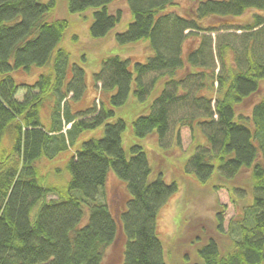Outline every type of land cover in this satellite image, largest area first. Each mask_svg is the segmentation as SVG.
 <instances>
[{"label":"trees","instance_id":"1","mask_svg":"<svg viewBox=\"0 0 264 264\" xmlns=\"http://www.w3.org/2000/svg\"><path fill=\"white\" fill-rule=\"evenodd\" d=\"M114 1L69 0V10L100 8L90 32L94 38H105L123 17L121 10L109 12ZM128 3L133 22L116 40L121 45L147 40L153 54L145 63H136L134 72L130 60L105 59L95 78L104 92H113L110 105L101 102L100 107L75 115L68 99L83 97L86 74L70 65L67 50L58 48L70 21L47 20L54 2L0 0V264H102L119 234L125 238L122 264H166L157 218L178 185L166 183L161 173L150 180L153 169L141 145H134L130 156L126 153L122 133L127 123L112 109L127 102L133 85L134 95L144 101L162 79L165 87L150 114L133 123L136 136L143 139L156 133L164 146L172 115L187 110L191 114L177 124L192 132L198 127L207 140L189 159L188 170L203 183L218 170V179L225 184L217 185V190H229L235 203L234 195L244 197L250 188L254 197L228 231L223 211L218 214L219 234L198 250L199 264H264V15L255 13L244 25H206L213 19L240 18L251 9L264 12V0H187L185 6L177 0ZM231 28L244 31L241 49L234 41L219 43L224 68L219 73L208 64L211 60L216 64L211 37H202L196 49H185L188 39L200 32ZM230 52L234 61L225 69ZM46 66L51 72L34 85H19L12 76L30 75L36 67ZM151 74L156 76L147 81ZM20 88L26 91L22 101L16 97ZM260 93L247 115L245 103ZM47 106L48 124L41 117ZM111 118L114 122H109ZM102 125V138L84 137ZM81 138L67 164L71 174L67 185L50 184L42 174V162L57 158ZM176 138L180 143L179 132ZM111 169L128 193L125 209L117 214L105 201ZM243 170L251 172V179L238 185Z\"/></svg>","mask_w":264,"mask_h":264},{"label":"rangeland","instance_id":"2","mask_svg":"<svg viewBox=\"0 0 264 264\" xmlns=\"http://www.w3.org/2000/svg\"><path fill=\"white\" fill-rule=\"evenodd\" d=\"M41 2L45 4L54 2V6L47 16L48 21L61 19L70 21V28L58 48L67 50L70 53V65L83 68L86 74V89L83 97L80 99H68L70 113L76 115L95 106L100 107L101 102L110 105L109 98L113 92H104L101 88L102 85H98L95 78V75L101 70L103 61L109 57L120 56L125 60L131 61L130 69L134 72L136 63H145L153 54L147 40L125 45L119 44L116 40V35L127 31L129 25L133 22V14L128 0H115L108 6L111 14H116L118 10H121L123 17L105 38H94L90 32L95 19L94 14L100 8H90L83 12L71 13L69 0H41ZM177 2L182 6L187 4V0H177ZM255 13L264 15V12L251 9L240 18L213 19L207 21L206 25L217 27L227 23L244 25L252 22V16ZM243 34L244 31L234 28L219 29L216 32H200L188 39L185 49H196L199 47L202 37H211L216 64L212 60L208 61V64L216 70V73H219L224 68L218 57L217 46L219 43L227 44L234 41L236 42L234 44L236 48L241 49V37ZM186 50L184 58L187 56ZM225 59L226 69L233 64V53H228ZM211 70L208 69V71ZM50 72L49 66L36 67L30 75L17 72L13 73L12 76L19 85H34L41 75L49 74ZM155 76L156 74H151L146 80L150 81ZM195 83L196 78L191 80L192 87H194ZM164 87L165 79H162L151 94L144 101H140L134 95L133 85V90L127 102L121 106L112 107V109L116 118L123 119L127 123L126 129L122 133V145L126 153L130 156L131 148L134 145H141L147 152L153 169L150 180H155L161 173L166 183L175 182L178 185V191L167 200L157 218V232L163 243L165 263L199 264L202 261L198 250L210 236L219 234L217 231L218 214L223 211L221 216L223 217V227L225 231H228L230 222L241 216L244 206L253 204L254 197L250 188L248 194H243L244 197L240 193L234 195V199H237L235 203L229 190L224 188L217 190V185L225 184L224 180L218 179V170L206 183L201 182L195 172L188 170L189 159L195 154L197 147L205 145L207 140L202 130L198 127L192 132L188 126L180 127L177 124L179 119L191 114L187 110L176 112L177 116L175 117V114L172 115L171 130L164 139V146L156 133L150 134L143 139L136 136L133 123L140 116L150 114L154 101L161 94ZM262 89L264 91V82H262ZM25 92V89H19L16 95L19 101L24 99ZM260 98L261 93L253 96L245 103L244 111L247 115H250L252 107L259 102ZM50 113V106H47L41 112L42 120L46 124H48L47 119ZM109 122H114V118H111ZM68 127L65 125V131ZM103 128L102 125L93 131L86 132L84 137L88 139L90 137L102 138L104 135ZM178 132L180 134V143L176 138ZM81 142L82 138L78 140L77 144L74 143L69 146L68 150L62 152L57 158L42 162V174L47 177L50 184L58 187L67 185L71 178L67 164L74 152L79 149ZM250 179L251 172L243 170L238 176L236 184H247ZM105 192V201L109 203L116 214L125 209L126 201L128 200L126 184L118 178L113 169L109 173ZM52 198L56 197H49V199ZM36 212L37 208L31 215L33 221L35 220ZM87 218L81 225H84ZM234 236L236 235L234 234ZM124 244L125 238L122 234H119L117 241L108 249L102 264H122L124 261Z\"/></svg>","mask_w":264,"mask_h":264}]
</instances>
